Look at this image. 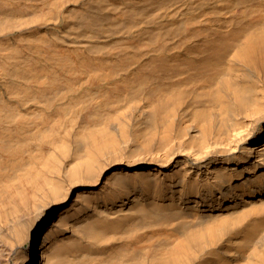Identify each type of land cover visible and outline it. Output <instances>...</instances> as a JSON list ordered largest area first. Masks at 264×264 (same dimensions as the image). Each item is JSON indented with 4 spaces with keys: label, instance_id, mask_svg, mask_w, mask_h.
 <instances>
[{
    "label": "bare ground",
    "instance_id": "6f19581e",
    "mask_svg": "<svg viewBox=\"0 0 264 264\" xmlns=\"http://www.w3.org/2000/svg\"><path fill=\"white\" fill-rule=\"evenodd\" d=\"M18 35L0 264H264V0H0Z\"/></svg>",
    "mask_w": 264,
    "mask_h": 264
},
{
    "label": "rangeland",
    "instance_id": "374dc122",
    "mask_svg": "<svg viewBox=\"0 0 264 264\" xmlns=\"http://www.w3.org/2000/svg\"><path fill=\"white\" fill-rule=\"evenodd\" d=\"M93 5V4H91ZM94 6V5H93ZM72 6L70 7V9ZM98 14V11L95 7H91V9H82L77 12H67V17L65 21L66 30L76 32L79 30L84 18H91ZM17 40L15 42L10 38L0 37V70L1 74L4 75L5 81L21 83L24 78H26L24 72L22 71V66L28 62V60L32 57L39 58L43 62H47V55L41 53L39 57L36 53L32 52L30 49H26L22 56H17L12 53L13 47L17 43L26 42V38L22 35H18ZM146 51V50H144ZM142 62H148L149 53H143L141 55ZM7 68L8 70H4ZM5 116L2 112H0V118Z\"/></svg>",
    "mask_w": 264,
    "mask_h": 264
}]
</instances>
